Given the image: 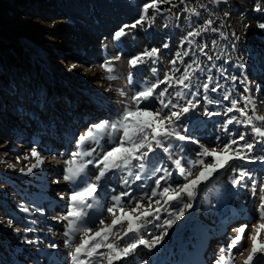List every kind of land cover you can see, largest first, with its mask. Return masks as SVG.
I'll return each instance as SVG.
<instances>
[{
	"label": "rangeland",
	"instance_id": "1",
	"mask_svg": "<svg viewBox=\"0 0 264 264\" xmlns=\"http://www.w3.org/2000/svg\"><path fill=\"white\" fill-rule=\"evenodd\" d=\"M44 1L47 4L45 8H42V5H39V8L35 6L33 9L36 11L31 13L12 0H0V46L2 47L0 53L11 52L15 56L19 53L6 48L4 45L8 42L16 43L25 50V53H28V60L23 59L27 61L22 63L20 69L10 67L5 70L2 63L0 64V222H2L0 223V264H69L63 261V258L73 251L69 250L68 253L69 248L65 245L67 237L64 236L67 221L61 219L66 215L69 203V200L65 202L64 194L70 197L71 191L68 189L66 192L53 191L58 190V187H53L54 184L65 185L67 188L70 186L69 188L73 190L74 186L63 180L65 161L59 156L56 162L63 164L58 168L60 176L53 180L50 178L52 174H39L35 171L36 168L31 173H27V169L37 162V158L31 155L32 148L35 147L40 155L43 154L44 151L39 150L41 147L38 146L48 148L47 143L50 142L51 134H61L64 143L69 142L71 136L75 135L74 143L78 142V134H85L92 125L105 120L113 122L119 119L126 105L135 108L132 97L143 90L144 86L156 83L158 79L163 80L165 74H174L176 78H179L185 66L192 64L194 60L198 61L204 71L201 73L197 70L192 74L194 87L185 91L198 92L195 99L191 94L187 98L193 99L194 103L199 100L200 104L193 112L182 117L179 123L188 128L185 134L198 139L200 144L173 141V159L177 158L179 152L176 145H182L185 149L183 155L186 157L181 162L182 166L186 169L191 168L193 175L189 179H195L199 175L200 166L192 168L190 161L204 159L205 163L215 162L213 157L198 155L203 150L201 145L209 151L215 150L222 153L224 144L235 139L238 145L234 147L244 143H254L256 147L251 155H264V138L256 136L252 131V125L234 121L227 125V131L224 129L226 122L233 116L241 121L245 119L238 108H244L249 115L253 116L255 127L264 129V121L256 119L257 116L264 117V63H262L264 62V43L258 50L251 38L259 29L257 24L263 22L264 18V12L254 10L256 0L252 1L254 4L250 3V0H226L221 3H214L213 0H185V3H181V0H173L176 6L173 7L170 15L160 20V32H156V26L153 27V24H158L157 21L149 27L146 20L142 28L138 26L136 29H127L128 35L121 37L120 40L114 39V33L119 28L113 32H110L109 28L115 25L118 17L129 18V15L121 12L123 9H128L131 3H126L127 6L124 0L117 7L107 0H74L76 15L73 34L69 35L70 41L56 39L52 35L53 23L62 21L67 16L68 10L53 5L49 0ZM260 2L263 4L264 0ZM185 4L189 8L195 7L200 12V16L184 11ZM202 4L207 7H200ZM170 5L172 4L169 3ZM220 7L224 9V12L220 11ZM219 12L222 14L220 15ZM209 19L220 22L227 27L228 31L232 30L239 36L234 41L228 37V31L227 34L210 32L211 44L206 53L207 56L212 57V60H208L203 53H198L187 41L184 42L188 32L202 29L205 26L204 20ZM84 20L90 24V36L92 35L96 41L89 42L90 36L86 34L88 29H83ZM180 20L185 22V27L178 29L176 27ZM170 39H174V42L178 39L172 56L168 54ZM95 42L101 45V55L94 49H88L91 44L94 47ZM165 43L168 44L167 48L163 47ZM134 47H142V52L150 51L153 47L159 48V57L156 62L148 60L147 63L133 67L129 63L130 59L141 53H137ZM184 51H189L190 54L184 57V63H181L176 53ZM117 56L120 59H112ZM237 56H239L238 64H236ZM249 58H251L250 61H248ZM105 60H110L111 63L114 61L116 64L111 73L116 79L111 83L107 82L105 76L108 72L102 67ZM172 60H176L175 65L171 63ZM72 65H76L75 70L72 69ZM192 67L195 69L197 65L192 64ZM153 68L156 69L155 73L151 71ZM176 68L180 71L176 72ZM189 71L191 72V69ZM209 75L212 76V83L209 85V90L205 92L202 85L208 83ZM232 76L237 79L233 81ZM217 84L220 85L218 91H211V88ZM165 87H168L167 83L161 84L157 92ZM180 87L173 85L169 88V96L174 103L177 102L174 93ZM228 93L231 94L230 98L224 100L223 96ZM205 95L212 100L211 104L203 99ZM245 96L250 97L254 102L255 112L251 111L252 105L244 101ZM232 99L240 103L236 109L228 112L227 109L232 107ZM179 103L183 106L186 101L179 100ZM149 104L152 105L153 111L161 107L155 100L143 101L140 107L144 108ZM205 108L218 115H204ZM17 130H20L19 135L27 131L24 136L21 135V142L18 144L15 143L13 136L14 131ZM68 134L71 135L66 137ZM240 135H244L245 139L239 140ZM28 142H35V146ZM112 146L114 145L109 143L108 136H104L98 144L88 141L84 148H95L96 152L93 157L84 159L98 160L102 151H108ZM72 150H75V144L70 147L68 158ZM153 158L159 159L160 166L167 167L173 172L167 183L161 182V190L171 184L172 188L178 191L179 186L186 181L179 176L178 170L167 158V154L157 149ZM233 168H243L250 173V176L245 177L240 185L234 186L231 180L238 176V171L233 172ZM20 169L25 171L21 172ZM89 173L93 180L99 174L95 164L89 165ZM44 175L46 176L44 186L35 182L42 181ZM125 175L123 172L114 170L106 176L107 183L100 181L97 197L103 206L107 203L105 210L112 206V196L122 191H131V197L122 198L125 212H131L135 202L139 200L143 192L150 191L154 187V180L162 173L135 183H131L133 178L129 177L130 188H126L122 182ZM253 181L257 185L255 196L252 194ZM261 185H264V162L249 163L233 160L199 185L195 199L185 194L181 202L173 201L171 205H168L165 204L166 197H152L151 203L145 198L142 208L133 213L134 215H139L145 208L160 207L162 210L158 213L159 220L155 216L149 217L150 223L146 224L141 234L149 240L152 236H159L165 231L167 234L163 242L147 254H138L137 250L133 256L117 264H142L143 261H147L148 264H183L184 262L196 264L195 259L199 257L194 254L198 250L195 243L202 240L201 237L209 231L211 226L215 227L213 230L211 228V233L207 235H218L220 231L216 228L220 225L228 223L236 216L244 217L245 219L237 221L234 225H228L229 228L224 236L211 239L208 254H205L206 258L204 256L203 258L207 260L209 258L210 263L215 264L221 248L225 249V255H227L229 240L235 235L233 229L241 223H248L251 234L255 235V227L261 222L258 218ZM48 187L49 189H46ZM108 194L109 197L106 196ZM43 195H46L44 199L41 198ZM157 200L160 201L159 204H156ZM186 203H192L193 207L184 208V215L176 220L171 228H167V225L163 228L159 227L165 220L172 219L171 213L179 211ZM50 205L53 206L51 209ZM25 208L28 211H24ZM231 209L232 212H230ZM226 214L231 217L226 219ZM111 215L105 211L98 219L106 223L95 222L91 228L98 231L111 223L114 219H111L113 216ZM116 215H120L119 208L116 209ZM106 218L110 220L106 221ZM9 219L13 220L11 227L7 226ZM221 219H223L222 223ZM57 224L61 226L58 225V227ZM28 227H31L33 231L25 232L24 229ZM14 229H19V233ZM126 230L127 221L124 222L116 240L113 239V241H119ZM248 235L249 233L246 232L242 252L232 250L235 264H243L251 252L252 242L247 238ZM78 236L79 238L73 241L72 249L82 235L78 234ZM27 240L39 242L29 244ZM260 241L264 243V232L260 235ZM53 244L57 247H52ZM120 246L123 247L124 242H121ZM161 259L164 260L161 261ZM200 259H202L201 256ZM103 264H107L106 259H103Z\"/></svg>",
	"mask_w": 264,
	"mask_h": 264
},
{
	"label": "snow or ice",
	"instance_id": "2",
	"mask_svg": "<svg viewBox=\"0 0 264 264\" xmlns=\"http://www.w3.org/2000/svg\"><path fill=\"white\" fill-rule=\"evenodd\" d=\"M164 2H170V0H150V2L145 3L139 18L134 20L131 24L121 26L114 33V39L120 40L121 37L128 35L127 29H136L138 26L142 28L146 20L149 22V27H151L152 23L155 21V15L149 17L147 15L149 9L151 8L156 12H160L161 9L159 5ZM213 2L221 3L222 0H213ZM224 2H226V0H224ZM181 3H185V0H181ZM175 6L176 5H173V7ZM200 7L206 8L207 6L202 4ZM254 10L257 12H264V7H262L260 0H256ZM184 11L197 17L200 16V12L195 7L189 8L186 4ZM212 24L213 21L211 19L207 20L202 29L188 32L184 37V41H187L191 46L195 41L189 38L200 36L202 31L210 30ZM165 27H167V25H165ZM257 27L264 30V22H259ZM211 30L216 31L214 28ZM163 47L167 48L168 44L165 43ZM206 47L207 45H204L199 48L200 52L204 53L205 56H207V53L204 52V48ZM159 53L160 49L153 47L150 51L145 50L133 56L129 63L131 66L137 67L140 64L147 63L148 60L156 62ZM189 54V51H184L183 53L177 52L176 57L181 63H184L183 58L189 56ZM207 58L208 60H212L211 56H207ZM112 59L118 60L120 57L117 56ZM171 63L175 65L176 60H172ZM192 64H196L197 67L193 69ZM192 64L185 66L179 78H176L174 74H165L163 80L158 79L156 83L144 86L143 90L138 91L132 97V101L136 105L135 108L126 105L119 119L113 122L105 120L96 123L92 125L85 134L79 136L78 147L80 150L71 152L70 158L65 160L66 167L63 176L64 181L74 185L70 193L66 215L61 218L67 221L64 231V236L67 237L65 240L66 247H72L73 241L79 238L78 234L84 236L82 242L76 245L74 251L69 253L71 264H103V259L107 260V264H117V262L133 256L140 247H144L151 251L163 242L167 232L165 231L159 236L154 235L151 240L146 239L145 235L141 234L146 224L150 223L149 217L155 216L156 219L159 220L158 213L162 210L160 207L155 209L145 208L139 215H134L133 213L138 212L142 208L145 198L151 203L152 197H166L165 204L168 205H171L173 201L181 202L185 194L187 197L195 199L199 185L206 181L208 177L217 170L225 168L230 161L242 160L249 163H254L256 161L264 162V155H251L256 147L254 143H244L243 145L234 147L238 145V141L235 139L231 140L230 143L224 144L222 153L216 152L215 150L209 151L201 145L203 150L198 155L201 157H213L215 162L205 163L204 159L190 161L192 168L200 166L199 175L196 176L195 179H189L193 175L191 168L186 169L182 166L181 162L186 159L183 155L185 149L182 145H176L179 152L177 158L173 159V141L200 144L198 139H194L191 135H186L185 133L188 132V128L179 123L182 117L193 112L197 105L200 104L199 100H196L195 103L193 102L198 92L190 93L185 91V89L191 90V88L194 87L192 83V74L197 70L201 73L204 71V69L199 66L197 60H194ZM102 67L110 74L108 79H116L114 75H111L114 68L110 60H105ZM72 69L75 70L76 65H72ZM190 69L191 72L189 71ZM151 71L155 73L156 69L153 68ZM175 71L179 72L180 69L176 68ZM231 79L235 81L237 77L232 76ZM129 80H131V76H129ZM207 81L208 83L202 85L205 92L209 90V85L212 83L211 75L207 77ZM165 83H167L168 87L157 92L160 85ZM173 85L181 86L179 90L174 93V96L177 98L176 103H174L173 99L169 96V88ZM219 88L220 85L217 84L215 87L211 88V91L216 92ZM189 94H191L193 99L187 98ZM230 95V93L224 95L223 99L228 100ZM203 99L209 104L212 103V100H210L207 95H205ZM243 99L246 104L252 105L251 111L255 112V104L252 99L248 96H245ZM151 100L158 101L161 107L155 111L152 110L151 104L144 108L140 107L141 102ZM179 100H185L186 103L181 106ZM217 103H219V101H217ZM239 103L238 100L232 99V107L228 108L227 111L232 112L233 109L237 108ZM165 109L169 111L165 112ZM238 111L245 119L241 121L236 116L231 117L224 126L225 131H227V125L235 121L252 125V131L256 136L264 138V129L254 126L253 116L249 115L248 111H245L244 108H238ZM204 115L213 116L218 115V113L210 112L205 108ZM161 116H163L162 119ZM256 119L264 121V117L262 116H257ZM104 136H108L109 143L114 146L108 151H102L98 160L91 158L84 159L85 157H93L96 152L95 148L85 149V143L93 141L98 144L99 140L103 139ZM244 139V135H240L239 140ZM157 149L167 154V158L172 161L176 170H178L179 176L183 177L186 181L179 186L178 191L173 189L171 184H168V186L163 187L161 190V182L164 181L167 183V181L171 179L173 172L167 167L160 166L159 159L153 158ZM150 154L152 155L150 156ZM31 155L37 158V162L27 169V173H31L34 168L44 163V160L40 157L35 147L32 148ZM93 164L96 165L99 172V174L95 176V180L91 179L89 173V165ZM133 169H137V171L134 172ZM114 170L126 174L122 181L126 188H130L129 177L133 178L131 183H135L142 179L156 177L157 173H162V175H159L158 178L154 180V187H152L150 191L143 192L139 200L135 202V206L132 208L131 212H125L122 203V198L131 197V191H122L118 195L112 196V206L108 207L106 211L111 213L114 219H112L110 224H106L94 235H89L92 230L86 227V224L95 222L103 224L104 221L98 219L97 215L89 217L87 210L96 208L98 213L104 211L103 205L97 197L98 188L100 186L98 182L104 180L108 173ZM20 171L24 172L25 170L20 169ZM232 171H238V176L231 180L234 186L240 185L245 177L250 176V173L243 168H233ZM252 194L254 196L257 195V185L255 181L252 183ZM259 200L258 218L261 222L255 227V235L251 234L248 223H241L237 228L233 229L235 235L229 240L227 255H225V249L221 248L220 255L215 260V264H235V257L232 250L236 249L242 252L246 232L249 233L247 238L251 240L252 246L251 252L243 264H264V243L260 241V235L264 232V185H261L259 189ZM159 203L160 201L157 200L156 204ZM192 207V203L183 204L179 211L171 213L173 216L172 219L165 220L159 227L163 228L164 225H167V228H171L175 221L179 220L180 217L184 215L183 209H191ZM117 208H119L120 211V215L118 216L116 215ZM24 211H28V209L25 208ZM125 221H127V230L124 232V235L119 238V241L114 242L112 238L117 236L118 231L123 227ZM12 225L13 220L9 219L7 221V226L11 227ZM14 231L19 233V229H14ZM24 231L31 232L33 229L28 227L25 228ZM34 242L38 243L39 241L27 240L29 244ZM121 242H124L123 247L120 246ZM52 247L55 248L57 246L53 244ZM102 249H106V251H102ZM142 264H148V262L143 261Z\"/></svg>",
	"mask_w": 264,
	"mask_h": 264
},
{
	"label": "trees",
	"instance_id": "3",
	"mask_svg": "<svg viewBox=\"0 0 264 264\" xmlns=\"http://www.w3.org/2000/svg\"><path fill=\"white\" fill-rule=\"evenodd\" d=\"M15 4L19 5L20 7L24 8L25 10H27L28 12L34 13L33 8L35 6L42 5V8L46 7V2L44 1V3H39V1L42 0H12ZM52 2L53 5H57L61 8H63L64 10H68V14H67V18L65 17L62 21L60 22H54L53 26H52V35L56 38V39H60V40H65V41H70V37L69 35H72V31L75 25V9L73 3L75 2L74 0H49ZM93 1V0H90ZM224 0H222L223 2ZM253 0H250V3L254 4V2H252ZM107 2H110L111 4L115 5V6H119L120 2H124V0H107ZM150 2V0H126V3H131L130 6H128V9H123L121 13L125 14V15H129V18L126 17H118L116 19L115 25L111 26V28H109L110 32L115 31L117 28H120L121 26L125 25V24H131L134 20L138 19L139 16L141 15L142 12V7L145 3ZM173 0H170V2H164V3H160V12H156L154 9H149L148 11V16L152 17L153 15H155V21H157L158 24H153V27L156 26V32H160L161 31V25H160V20L164 17H167L168 15L171 14L172 9H173V5H175V3L173 4ZM169 3L172 4L169 6ZM125 5V6H126ZM132 5L134 7H132ZM262 7H264V2L263 4H261ZM170 9V11H169ZM220 11L224 12V9L222 7H220ZM220 15L222 14L221 12H219ZM226 14V13H225ZM227 15V14H226ZM226 15H224L226 17ZM203 19H206L204 17H202ZM217 19H222L221 17H217ZM202 21V20H201ZM207 20H204V22H206ZM213 21V20H212ZM148 22V21H147ZM263 22H264V18H263ZM149 25V22H148ZM185 27V22L183 20H180V22L178 23V26L176 28L181 29ZM216 29V32L219 33H226L228 31L227 27L223 26L220 22L217 21H213V24L210 26V30L208 31H202L200 36L194 37V38H189V39H194L195 43L191 45V47L195 48V50L198 53H202L200 52L199 48L203 47L204 45H207L206 48H204V52L209 51V47L211 44V38L209 36V33L212 32L211 29ZM83 29H88L86 34L88 35V37L90 36V24L86 23V20H84V25H83ZM131 30V29H130ZM228 33V34H227ZM226 34L228 35L229 38H231L232 40L236 41L239 36H237L234 32H232V30H229ZM94 37V36H93ZM252 40H254L253 42L255 43V46L258 50L261 49V45L264 43V30L262 29H258L257 31H255V33L251 36ZM90 41H96L92 38V35L89 37V42ZM185 42V41H184ZM257 42V43H256ZM178 43V39L177 41L174 42V39H170L169 40V44L170 46L168 47V54L169 56H172V54L174 53L175 47ZM91 44V43H90ZM184 45V44H183ZM6 48H9V50H12L14 53L15 51L19 52L16 54V56L11 53V52H3L0 53V64L3 66V68L5 70L9 69L10 67H15V69H20V67H22V63H24L25 61H27L28 57V53H25V50L19 46L16 45V43L14 42H8ZM3 46V47H4ZM0 48H2L0 46ZM87 49V47H86ZM88 49H94L96 50L100 55L102 54V48L101 45L98 44V42H95V46L93 47V45L91 44V46ZM135 51L137 53L142 52L143 48L142 47H134ZM204 54V53H203ZM23 59H27V60H23ZM264 59V56H263ZM238 60H239V56H237V62L236 64H238ZM251 58H249L248 61H250ZM264 63V62H262ZM113 68L115 67V62H112ZM110 74L107 73L105 78L107 80L108 83H111L112 81H114V79H108V76ZM264 84V83H263ZM12 85V84H10Z\"/></svg>",
	"mask_w": 264,
	"mask_h": 264
},
{
	"label": "bare ground",
	"instance_id": "4",
	"mask_svg": "<svg viewBox=\"0 0 264 264\" xmlns=\"http://www.w3.org/2000/svg\"><path fill=\"white\" fill-rule=\"evenodd\" d=\"M16 132L17 131H14V133L16 134ZM27 133V131H25L24 133H22V135L24 136L25 134ZM67 137V136H66ZM45 138V137H44ZM59 139V138H58ZM75 139H76V137L74 138V140L72 139V142H71V144L68 146V148H69V151H70V147L71 146H73V144H75L74 142H75ZM39 147V146H38ZM40 148V147H39ZM73 148V147H72ZM51 153V151H49V153L48 154H50ZM47 154H46V152H43V154H41L40 155V157H44V156H46ZM51 155H52V153H51ZM58 158H59V155H57L56 157H55V161H57L58 160ZM62 162H56L55 164H54V166L57 168V171H55V175H53V173H51L52 175L50 176V178H52V180L53 179H55V178H58L60 175H59V167H61L62 166ZM58 173V174H57ZM49 174V173H48ZM92 180H93V178H92ZM94 180H95V178H94ZM107 181H108V179L107 178H105L104 180H102V182L105 184V183H107ZM99 184H101L100 182H98ZM60 184V183H59ZM67 184V183H66ZM73 185V184H72ZM62 186V187H61ZM59 185L58 186V184L57 185H55L54 184V186L53 187H58L57 189L58 190H53L54 192H56V191H63V192H66L67 191V189H68V191H72V189H70L69 187L67 188V186H65V185ZM74 186V185H73ZM237 190V189H236ZM102 191V190H101ZM99 192V191H98ZM103 192V191H102ZM240 192V191H239ZM105 193V192H104ZM65 195V202H68L67 200H69L68 198H69V196L67 195V194H64ZM107 197H109L110 195L108 194V195H106ZM236 196V195H235ZM234 199V198H233ZM52 202V201H51ZM53 203V202H52ZM69 204V203H68ZM67 205V204H66ZM103 205V204H102ZM106 205H107V203H105V205L103 206V208H104V211L102 212V213H98V211H97V209H95V208H93V209H88L87 211H88V213H89V217H92L93 215H96L97 213V216H98V218H99V216L100 215H103L104 213H105V207H106ZM240 205V204H239ZM52 205H50V209L53 207H51ZM65 206V205H64ZM231 207V206H230ZM230 207H229V209H230ZM234 207H237V205L235 206L234 205ZM252 207V206H251ZM54 209V208H53ZM107 209V208H106ZM237 208H235V210H236ZM125 211V210H124ZM227 211V210H226ZM228 211H230V210H228ZM51 211L49 210V213H50ZM230 212H232V209H231V211ZM233 212H234V210H233ZM240 212V211H239ZM239 212H237V213H239ZM53 213V212H52ZM235 213V212H234ZM65 214H66V212H65ZM225 214V213H224ZM223 214V215H224ZM227 215V214H226ZM234 215V214H233ZM112 216V215H111ZM101 217V216H100ZM229 216L227 215V217H226V219L228 218ZM231 217V216H230ZM229 217V218H230ZM112 218H114L113 216L111 217V219ZM86 219H88V218H86ZM225 219V220H226ZM243 219H245L244 217H242V216H236V217H234V218H232V219H228L229 220V225H234V223H236L237 221H241V220H243ZM106 221H109L110 219H105ZM224 220V221H225ZM62 221H64V220H62ZM219 221V220H218ZM222 221H223V219H221V223H222ZM105 222V221H104ZM106 223V222H105ZM220 223V224H221ZM92 224L93 223H88L87 225H85L86 227H89V228H91V226H92ZM110 224V223H109ZM52 226H54V224H51ZM58 225H60L61 226V224H57V226ZM98 225V224H97ZM59 227V226H58ZM98 227V226H97ZM213 227H215V226H211V228H212V230H213ZM211 228L209 229V231H206L205 232V237L203 238V241H201V239H200V243H199V246H198V250L194 253L195 254V256L196 255H198V256H201V254L204 252V250H205V252H204V254H208V252H207V244L209 243V245H210V242L211 241H209V239H208V235H209V233H211L210 231H212L211 230ZM91 233H89V235H94L96 232H97V230L95 231V230H93V228H91ZM95 231V232H94ZM99 231V230H98ZM120 232V231H119ZM208 234V235H207ZM80 235V234H79ZM118 235V234H117ZM81 236V235H80ZM123 236V235H122ZM211 236H213V235H211ZM214 237H216V236H214ZM213 237V238H214ZM83 238H84V236L82 235L81 236V238H80V240H79V242H76V244L75 245H73V246H75L76 247V245H78L79 243H81L82 242V240H83ZM116 238H117V236H115V237H113L112 239H115L116 240ZM215 239V238H214ZM210 247V246H209ZM75 249V248H74ZM74 249H72V248H69L68 249V253L70 252L69 250H73L74 251ZM212 250V249H211ZM102 251H106V249H102ZM149 252V250L148 249H146V248H144V247H140L139 249H138V254H143V253H148ZM181 252V251H180ZM207 252V253H206ZM145 255V254H144ZM190 255V254H189ZM205 258H206V256H204ZM191 258V257H190ZM196 258V257H195ZM183 259V258H182ZM186 259V258H185ZM164 259H161V261H163ZM196 260V259H195ZM207 260V259H206ZM63 261H65V262H68L69 264H71V258H70V255H68V256H66V257H64L63 258ZM188 261V260H187ZM199 263L201 262V260H197ZM193 263V262H192ZM198 263V264H199ZM158 264H160V263H158ZM181 264V263H180ZM183 264H187L186 262H184ZM239 264V263H238Z\"/></svg>",
	"mask_w": 264,
	"mask_h": 264
}]
</instances>
